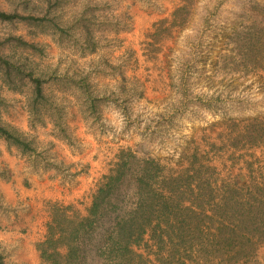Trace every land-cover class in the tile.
<instances>
[{
  "label": "rangeland",
  "instance_id": "rangeland-1",
  "mask_svg": "<svg viewBox=\"0 0 264 264\" xmlns=\"http://www.w3.org/2000/svg\"><path fill=\"white\" fill-rule=\"evenodd\" d=\"M183 4L63 0L58 10L63 22L86 20L89 34L82 20L61 33L0 20V52L41 76L46 97L32 111L29 79L12 88L0 73V123L35 148L22 153L0 137L4 264H42L39 241L29 242L31 233L21 236L25 219L42 212L44 203L48 221L53 203L73 205L85 215L123 150L153 158L162 176L205 163L216 168L217 183H233L237 174L264 178V144H232L248 120L264 121V69L243 63L238 47L255 20L264 21V0H191L185 21L174 15ZM14 5L0 0L2 10ZM159 28L167 31L155 43L152 35ZM11 37L35 46L25 48ZM14 174L38 183L42 194L23 199L24 204L13 187ZM137 248L155 260L158 249L149 235ZM235 264H264V243Z\"/></svg>",
  "mask_w": 264,
  "mask_h": 264
},
{
  "label": "trees",
  "instance_id": "trees-1",
  "mask_svg": "<svg viewBox=\"0 0 264 264\" xmlns=\"http://www.w3.org/2000/svg\"><path fill=\"white\" fill-rule=\"evenodd\" d=\"M10 11L0 9L4 22L24 21L43 31L66 32L79 20L64 23L59 13L63 0H13ZM191 0L175 9L185 21ZM164 21L162 20V23ZM81 28L89 34V23ZM167 29L153 33L161 40ZM241 61L264 69V21L255 20L253 31L240 36ZM25 48L33 43L11 37ZM150 45H153L151 42ZM0 73L9 87L18 88L25 76L32 90L30 109L46 102L44 80L5 53L0 52ZM26 73V74H25ZM18 81H21L18 83ZM0 137L22 153L35 151L31 140L0 123ZM232 144L252 147L264 144V121L248 120ZM183 174L162 176L153 158H139L120 151L105 175L85 215L73 205L50 203L45 238L37 242L42 264H235L251 258L264 243V178L237 174L233 183H217L214 167L192 165ZM145 235L158 252L150 260L138 252ZM0 264H4L0 253Z\"/></svg>",
  "mask_w": 264,
  "mask_h": 264
},
{
  "label": "crops",
  "instance_id": "crops-1",
  "mask_svg": "<svg viewBox=\"0 0 264 264\" xmlns=\"http://www.w3.org/2000/svg\"><path fill=\"white\" fill-rule=\"evenodd\" d=\"M21 176L20 175H15L12 177V182L14 180H16L15 185H13V187H16V192H19V198L20 200L24 203L27 204V202H24V200H27L26 198L29 196H32L33 194L37 193L38 195L42 194L41 191L43 188H40L38 185V183H34L33 185H31L29 183V181L32 180H27V181H20ZM13 184V183H12ZM38 184V185H37ZM50 184V183H49ZM11 185V184H10ZM48 184L44 183L43 186H46ZM35 187H37L36 189H34ZM45 194L48 193V191L44 192ZM57 196H54V198ZM30 198V197H29ZM45 206V203H44ZM44 206H43V210L41 212H36L34 214H30L28 215L29 217L25 219V221L27 220L26 223L22 224V231L26 232L25 234H21V236L25 237L27 239V235H29L31 233V236L28 237L29 239H27L29 242L32 241L35 242V240H43L45 238V234H46V224L47 221L49 219V215L48 213H45L46 211H44ZM29 219V220H28Z\"/></svg>",
  "mask_w": 264,
  "mask_h": 264
}]
</instances>
